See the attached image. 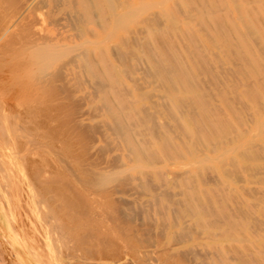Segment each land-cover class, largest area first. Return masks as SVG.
Listing matches in <instances>:
<instances>
[{"label":"bare ground","instance_id":"bare-ground-1","mask_svg":"<svg viewBox=\"0 0 264 264\" xmlns=\"http://www.w3.org/2000/svg\"><path fill=\"white\" fill-rule=\"evenodd\" d=\"M3 2L8 5L6 0ZM13 3L12 8L16 4ZM17 3V15L15 17L14 14V20V17L11 18L16 25L13 30L18 29L24 39L23 43L26 42L25 48H21L20 52L24 55L23 66L33 77V82L29 77L31 81L29 80L27 85L30 86L32 82L34 92L46 95L51 93L59 98L56 106L53 105L59 125L58 131L63 133L64 139L71 140L76 149L73 153L74 162H69V165L74 163V166H71L73 180L59 181L56 177L58 171L53 176L42 175L37 164H33L30 169L39 193L46 201L50 194H54L52 191L61 199L60 214L64 213L65 219L63 228L68 238L72 236V241H75L73 243L71 238L69 240L66 237L67 241H71L70 249L75 245L77 251L81 248L80 253L71 249L75 251L74 254H79L75 255L78 258L74 263L210 264L211 262L199 259L200 254L197 252L204 253L199 251L201 245L213 240L219 242V254L217 256L216 252H213L217 257L211 260V264H245L249 260V253L252 252L246 254L236 249L238 246L235 245L232 255L225 256L221 240L241 241L238 233L244 222L237 214L238 211L226 208L216 190L195 184L190 175L195 172L193 169L188 168L182 172L184 182L182 181L179 189H174L168 184L151 183L150 175L153 171L161 175L163 171L167 172V169L174 170L169 167L172 164L177 166L198 161L207 155V146H197V140L193 138L190 124L194 120L197 121V112L194 110L196 107L177 109L179 105L176 106L175 102L178 84L184 80L192 81L193 74L177 63L174 64L172 58L164 53L160 31L162 21L159 22L157 15L152 11L150 13L154 15L145 13L146 1L18 0ZM1 4L3 3H0V7ZM246 40L249 41L247 38ZM250 47L253 48L252 44ZM1 53L0 50V55ZM258 56L260 57L259 53ZM12 60L10 61L14 63ZM3 72L1 70L0 73ZM205 72L208 74L206 70ZM10 73L12 74V71ZM16 78L18 80V77ZM12 80L14 81V77ZM22 82L25 83V80ZM6 85L9 83L6 82ZM6 89L7 87L5 92ZM206 89L207 87L204 88ZM206 91L210 93L209 90ZM179 103L181 105L182 102ZM16 105L19 104L16 102ZM42 105L40 107H45ZM44 112L42 114H45ZM19 114L21 116L24 112ZM35 118L38 120L37 116ZM43 119L45 120V117ZM52 125L54 126V123ZM197 128L202 130L199 124ZM38 132H34V135ZM40 132L42 133V130ZM37 143L39 144V141ZM42 149L40 150L43 155V151L46 152ZM54 154L55 152L52 153ZM56 156L60 155L56 153ZM59 159L60 164L61 157ZM63 160L67 161V158ZM65 173L68 172L64 170L63 174ZM55 203L58 202L53 204ZM133 204L139 209L140 215L134 214L131 209ZM54 209L56 211L57 206ZM57 219L53 218L52 221ZM59 225L56 226L60 227ZM65 239L61 240L65 241L63 245L66 248L68 242L66 243ZM253 246L256 248V245ZM64 249L61 253L63 256ZM71 250L65 254L67 257Z\"/></svg>","mask_w":264,"mask_h":264},{"label":"rangeland","instance_id":"rangeland-1","mask_svg":"<svg viewBox=\"0 0 264 264\" xmlns=\"http://www.w3.org/2000/svg\"><path fill=\"white\" fill-rule=\"evenodd\" d=\"M3 1L5 0H0V3H3L0 7V50L2 52L0 62H3V64L0 63V72L2 70L7 73H0V264H75L74 262L78 258L75 255L81 252L79 251L81 248L78 246L80 249L77 251L75 249L77 245H71V249H75L78 252L77 254H74L75 251L70 249L69 243L72 241V236L68 238L63 228L65 219L64 213L60 214L62 211L61 199L52 191L51 193L54 194H50L49 199L46 198V201L45 197L40 195L36 181L33 178L32 170H30L33 164H37L41 168L42 175L53 176L58 171L56 177L60 179L59 181L73 180L74 173H72L71 166L73 167L74 163L69 165V162L72 163L74 162L72 160H75L73 154L76 152L75 145L71 140L64 139L63 133L60 134L58 131L59 125L57 124L56 110L53 105L56 106L59 98L53 96L54 94L52 95L51 93L47 95L36 93L31 87L33 77L23 66L24 55L20 52V50L22 51L25 48L26 42L23 43L24 39L21 38L17 28V30H13L16 25L13 23L14 21L12 22V18L14 14L15 17L17 15L18 7L15 6H18V0H16L17 2L15 0H8L12 1L11 3L6 0L7 6L4 5L5 2ZM145 1L147 5L145 13L150 15L155 14L158 17V21H162L160 31L162 37L161 46L164 53L172 58L174 64L177 63L178 66L187 69L193 74L192 81L184 80L183 83L178 84L175 102L176 106L177 104L179 105L177 109H185L191 106L196 107L195 109L193 107V109L197 112V121L194 120L190 124L193 129V138L197 140V146H207L205 148L207 155L201 157L198 161H193L190 164H178L177 166L172 164L169 167H173L172 169L174 170L167 169V172L163 171L161 175L152 170L153 174L150 175L151 183L168 184L174 189H179L182 181L184 182L182 172L185 169L188 170V168L193 169L195 172L190 173V175L195 184L216 190L223 200V205L226 208L238 211L237 214L244 222V226L238 233L239 239L242 242H230L229 239H221L225 248L223 254L225 256H228V254L232 255L235 247L238 246L236 249L246 254L252 252V254L249 253V260L245 264H264V0ZM13 2L16 3L13 7L14 10L12 8ZM217 7L218 10H216ZM151 11L154 14L150 13ZM175 13L177 14L175 15ZM10 26L12 27L10 28ZM204 29L207 30L205 31ZM248 32L251 34H248ZM246 38L249 41H245ZM252 40L257 45H254L255 43ZM248 43H251L253 48L257 49L252 48V50L251 44ZM1 47L6 48L5 51ZM17 47L19 48L17 49ZM258 53L260 57L262 55L261 59ZM257 56L259 59H257ZM244 57L247 59L246 61ZM2 58L3 60H1ZM11 59H13L14 63L10 61ZM20 60L22 61L21 63ZM11 66H14L13 68L16 70ZM10 69H12V74L10 73L11 71H8ZM204 69L208 74H206ZM13 73L17 74V76ZM12 76L14 77V81L12 80ZM15 76L18 77V80ZM29 77L32 80L30 86L27 85V83L29 84ZM23 80H25V83L22 82ZM6 82L9 85H6ZM248 83L252 86L247 85ZM6 87V92L11 90V94L10 92H5ZM202 87H207L206 90H209L210 93L204 90V88L202 90ZM35 98L38 100H33ZM41 98L42 102L39 100ZM16 102L19 105H16ZM179 102H182L184 105L182 103L180 105ZM24 104L28 106L23 107ZM41 105L45 107H40ZM15 109H19L20 111ZM22 112L24 114L20 116L19 113ZM42 112L45 114H42ZM29 114L32 115L30 116ZM6 115L11 116L10 119ZM16 116L20 122L16 119ZM36 116L41 121L36 120ZM44 117L45 120L43 119ZM23 119H27L30 122ZM47 123L48 125H46ZM53 123L54 126L52 125ZM27 124L30 126H27ZM198 124L202 126V130L197 128ZM41 130L42 133L40 132ZM34 132H38L39 135L36 133L34 135ZM55 132L57 135H55ZM37 136L40 137L37 138ZM17 137L21 139L19 140ZM41 138L42 140H40ZM38 141L43 146H40L37 143ZM40 149L45 150L46 153L43 151L42 155ZM54 152L55 154L52 155ZM39 153L44 160H42ZM56 153L60 156H56ZM31 157H35V159ZM59 157H61L60 164ZM65 157L67 161L63 160ZM63 166L69 168L64 169ZM64 170L68 173L63 174ZM48 173L52 174L48 175ZM56 201L58 203L53 204ZM54 205L57 206L58 211H55ZM132 206L133 208L131 209L134 214L140 215L137 206L134 204ZM51 209H54L55 212ZM48 210H50L49 213ZM50 215L52 219H57V217L58 219L52 221L51 217H49ZM56 225H59L63 229ZM60 235L64 236V238L60 237ZM58 236L63 240L66 237L69 240L71 238L70 242L69 240L67 241V238L65 239L66 243L68 242L66 245L67 250L64 246L65 241H62L60 238L56 239ZM59 241L60 243H58ZM218 243L213 240L206 241V243L201 245V249L199 250L204 253L197 252L200 256H198L199 254L196 255L199 259L212 263L213 259L219 254ZM253 245H256V248ZM63 249L66 255L68 250H71L69 257H73L69 258L64 253L63 256L61 254ZM214 251L217 256L213 253ZM18 252L21 253V256L24 255L21 257L18 255ZM206 252L209 253V256ZM203 255L208 258L206 259Z\"/></svg>","mask_w":264,"mask_h":264}]
</instances>
